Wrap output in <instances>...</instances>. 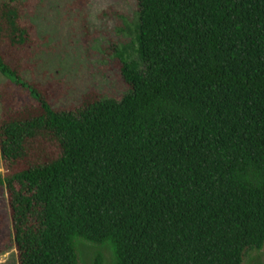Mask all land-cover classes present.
Returning <instances> with one entry per match:
<instances>
[{"label":"trees","instance_id":"16d2710c","mask_svg":"<svg viewBox=\"0 0 264 264\" xmlns=\"http://www.w3.org/2000/svg\"><path fill=\"white\" fill-rule=\"evenodd\" d=\"M136 2V57L114 48L126 94L67 109L6 60L4 42L23 61L41 48L22 0L0 2V73L36 104L2 99L0 115L18 264H80L77 238L112 264H242L264 248V0Z\"/></svg>","mask_w":264,"mask_h":264},{"label":"rangeland","instance_id":"374dc122","mask_svg":"<svg viewBox=\"0 0 264 264\" xmlns=\"http://www.w3.org/2000/svg\"><path fill=\"white\" fill-rule=\"evenodd\" d=\"M22 5L21 22L32 30L37 41L34 48L41 52L23 61L29 55L28 47L16 50L4 42L1 49L11 65L24 69L26 80L48 95L54 108L77 107L87 94L115 99L126 94L114 48L136 57V0H22ZM0 96V115L2 99L14 110L36 105L25 90L8 84L1 73ZM5 172L0 156V175ZM12 237L7 194L0 188V264H18ZM76 247L80 264H96L99 253L102 264H112L105 246L77 238ZM242 264H264V248L250 251Z\"/></svg>","mask_w":264,"mask_h":264}]
</instances>
